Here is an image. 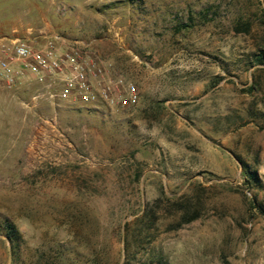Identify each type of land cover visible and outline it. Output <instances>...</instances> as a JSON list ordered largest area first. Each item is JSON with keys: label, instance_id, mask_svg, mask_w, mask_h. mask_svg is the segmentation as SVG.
Returning a JSON list of instances; mask_svg holds the SVG:
<instances>
[{"label": "rangeland", "instance_id": "rangeland-1", "mask_svg": "<svg viewBox=\"0 0 264 264\" xmlns=\"http://www.w3.org/2000/svg\"><path fill=\"white\" fill-rule=\"evenodd\" d=\"M2 29L138 101L0 89V264H264V0H0Z\"/></svg>", "mask_w": 264, "mask_h": 264}, {"label": "built area", "instance_id": "built-area-1", "mask_svg": "<svg viewBox=\"0 0 264 264\" xmlns=\"http://www.w3.org/2000/svg\"><path fill=\"white\" fill-rule=\"evenodd\" d=\"M23 80L47 84L51 98L83 106L105 104L127 108L138 101L133 84L106 80L93 61L82 60L75 48L60 50L54 40L36 46L25 39L0 38V89H10ZM43 98L41 93L32 101Z\"/></svg>", "mask_w": 264, "mask_h": 264}, {"label": "trees", "instance_id": "trees-1", "mask_svg": "<svg viewBox=\"0 0 264 264\" xmlns=\"http://www.w3.org/2000/svg\"><path fill=\"white\" fill-rule=\"evenodd\" d=\"M262 59H264V53H262L261 56H259V62L260 63H262L261 62ZM167 202H171V201L167 200ZM196 218H197V216H194L193 218H190L187 222H190ZM159 219L160 218L156 217L154 215V213L151 212L150 209L148 210L147 208L144 207L142 214L139 217H136L132 224L140 222L142 224V230H144V232L148 233L154 227V225L159 221ZM130 225H131V223H126L123 227V231L126 234L128 233ZM7 228L9 229L11 235L14 236L13 232L15 233V228L12 225L7 226ZM9 239L11 240L10 236H9ZM125 239L126 238L124 237V241H125Z\"/></svg>", "mask_w": 264, "mask_h": 264}, {"label": "crops", "instance_id": "crops-1", "mask_svg": "<svg viewBox=\"0 0 264 264\" xmlns=\"http://www.w3.org/2000/svg\"><path fill=\"white\" fill-rule=\"evenodd\" d=\"M14 31H16V32H14ZM21 35H23V36H21ZM11 37H15L17 39H25V40H28L25 37V31H20V30L17 31V29H11V32L9 34L6 29L0 30V38H11ZM18 37H22V38H18Z\"/></svg>", "mask_w": 264, "mask_h": 264}]
</instances>
